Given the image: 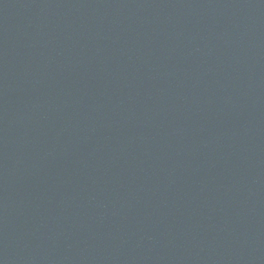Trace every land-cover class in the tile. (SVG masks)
<instances>
[{
  "label": "water",
  "instance_id": "obj_1",
  "mask_svg": "<svg viewBox=\"0 0 264 264\" xmlns=\"http://www.w3.org/2000/svg\"><path fill=\"white\" fill-rule=\"evenodd\" d=\"M65 1L0 0V264H264V0Z\"/></svg>",
  "mask_w": 264,
  "mask_h": 264
}]
</instances>
